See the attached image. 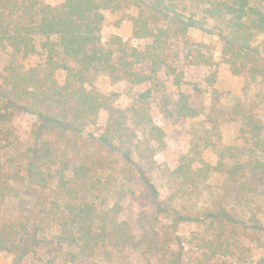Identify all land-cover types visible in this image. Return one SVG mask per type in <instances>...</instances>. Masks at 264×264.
<instances>
[{
    "label": "trees",
    "instance_id": "16d2710c",
    "mask_svg": "<svg viewBox=\"0 0 264 264\" xmlns=\"http://www.w3.org/2000/svg\"><path fill=\"white\" fill-rule=\"evenodd\" d=\"M185 1L0 0V50L10 54L0 84V254L13 264H264L253 251L264 252V108L207 110L203 88L183 90L189 67L207 69L210 87L218 79L212 45L190 35L211 22L231 74L264 87V1ZM127 10L138 45L102 35L105 14ZM100 77L136 89L126 107L99 89ZM153 101L168 121L202 117L173 167L156 159L167 142ZM23 113L34 120L28 145L15 126ZM103 113L97 135L89 128ZM230 120L234 144L223 143ZM216 175L221 197L189 211ZM157 176L171 189L160 201ZM135 180L154 214L131 221L121 216ZM184 222L195 226L190 236L178 233Z\"/></svg>",
    "mask_w": 264,
    "mask_h": 264
},
{
    "label": "rangeland",
    "instance_id": "374dc122",
    "mask_svg": "<svg viewBox=\"0 0 264 264\" xmlns=\"http://www.w3.org/2000/svg\"><path fill=\"white\" fill-rule=\"evenodd\" d=\"M48 3L57 4L63 0H46ZM185 1V0H184ZM264 1V0H263ZM186 2V1H185ZM264 4V3H263ZM124 13H129V11L119 12V13H106V19L104 22L102 35L104 38H107L111 35L117 34L121 35L126 40H131L135 44H139L140 41L130 39L131 33V23L124 19ZM135 13V11H131ZM202 17L201 15L199 16ZM213 22L205 26L204 30L191 29L190 35L198 40L205 41L210 43L214 49L215 59L219 62L218 69L219 75L214 87L206 85L205 78L208 73L207 69L189 67L187 69V76L185 83H187L183 90L190 92L192 90V85L198 84L201 88L205 90L203 103L206 106V109L209 110L213 102H220L224 105H233L236 102H243L244 104H249L253 102L258 109L264 108V87L251 86L247 87L244 85L243 78L233 76L229 70V67L226 63L222 61L221 57V48L222 43L219 40V37L213 32ZM213 29V30H212ZM141 45V44H140ZM10 60V54L7 51L0 50V84L2 82L1 75L4 71L5 65ZM190 85V86H188ZM98 87L102 92L107 94H118L119 98L117 104L121 107H126L130 101L131 94L136 89H131L124 83L118 85H111L108 81L104 80L102 77L98 80ZM168 90L176 94L177 88L173 84V79H169ZM261 112H263L261 110ZM152 114L156 122L163 127L166 132V142L167 148L157 154V161L162 165H168L173 167L178 163L180 156L188 151L192 141L193 132L199 127L197 123L202 119L200 117L198 120H181L178 122L166 120L160 113L158 109V104L156 101L152 103ZM106 114L103 113L99 119V123L95 127L89 128V131L94 132L95 134L101 133L102 127L104 125ZM34 120L31 115L27 113L20 114L15 119V126L19 131V137L23 140V143L30 144L32 143L31 139V130ZM239 126L236 121L230 120L222 126L223 133V143L234 144L238 134ZM215 150H210L205 154L207 159L214 158ZM121 163V162H120ZM223 177L216 175L210 180V186L205 188L200 194L195 195V199L191 200L190 203H193L189 207V211L209 203L212 199H217L221 197V183ZM122 182V181H121ZM156 184L158 185L160 196L158 200L166 199L170 193L171 189L169 188L168 182L161 178L160 176L156 177ZM132 189L135 191V196H130L123 201L124 212L122 218L130 219L134 221L137 217L143 214H154V206L151 205L153 198L145 197L143 194L142 184L135 180L131 184ZM186 203V202H183ZM182 202L176 203L178 207H184ZM187 207V206H186ZM264 209V205H263ZM264 213V211L262 212ZM195 226L191 223L184 222L180 224L178 233L182 236H190L192 231H194ZM254 254L259 255L264 253L261 249H254ZM0 264H13L12 256L6 252L0 254ZM31 264V263H28Z\"/></svg>",
    "mask_w": 264,
    "mask_h": 264
}]
</instances>
